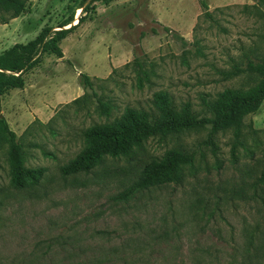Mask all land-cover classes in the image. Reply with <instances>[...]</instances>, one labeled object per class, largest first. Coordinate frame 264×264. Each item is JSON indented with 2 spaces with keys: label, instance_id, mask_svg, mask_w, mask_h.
Returning a JSON list of instances; mask_svg holds the SVG:
<instances>
[{
  "label": "rangeland",
  "instance_id": "1",
  "mask_svg": "<svg viewBox=\"0 0 264 264\" xmlns=\"http://www.w3.org/2000/svg\"><path fill=\"white\" fill-rule=\"evenodd\" d=\"M2 17L0 53L45 27L78 25L60 42L62 58L43 56L24 87L1 99L25 166L45 172L16 190L0 150V264H264V102L245 117L237 144L232 130L217 135L215 155L201 145L207 126L150 138L86 173H60L86 129L128 107L154 110L158 92L202 118L204 101L254 86L244 70L264 63V0H28L21 16ZM80 74L110 104L107 116ZM85 92L84 104L68 105ZM179 146L196 151L181 183L118 199L144 165Z\"/></svg>",
  "mask_w": 264,
  "mask_h": 264
},
{
  "label": "trees",
  "instance_id": "2",
  "mask_svg": "<svg viewBox=\"0 0 264 264\" xmlns=\"http://www.w3.org/2000/svg\"><path fill=\"white\" fill-rule=\"evenodd\" d=\"M27 3L28 0H0V11L5 15L1 24L21 16L27 9ZM201 7L207 12L208 7L204 1H201ZM80 20L81 18L78 23ZM77 25L66 28L68 23H64L57 30L45 27L33 40L16 43L0 53V150L6 148L10 182L16 190L38 185L45 170L25 166L22 147L1 112L2 96L11 89H22L25 75L41 63L43 56L62 58L60 42L72 33ZM244 71L256 77L257 83L246 90L225 89L213 100L204 101L208 111L206 117H198L189 103L176 107L168 94L158 92L153 99L154 110L128 107L113 121L86 129L83 132V149L60 167V173L63 176L86 173L107 157L132 156L134 151L140 149L150 138L163 139L207 126L209 131L201 145L209 147L213 155L218 151L215 139L221 132L232 130L237 144L245 117L257 112L264 102V63H249ZM244 71L235 69L231 75L235 76ZM79 77L83 89L91 91V95L97 98L91 78L86 74H80ZM87 98L88 94L85 92L68 105H82ZM97 104L101 114L107 116L111 109L110 104L100 98H97ZM195 158L196 151L181 146L167 151L161 159L144 165L137 181L122 192L118 199L127 201L136 193L153 187L181 183L185 176V167L192 166ZM259 182L264 185V170Z\"/></svg>",
  "mask_w": 264,
  "mask_h": 264
}]
</instances>
